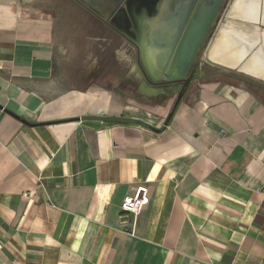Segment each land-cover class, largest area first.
I'll return each instance as SVG.
<instances>
[{"label":"crops","instance_id":"obj_1","mask_svg":"<svg viewBox=\"0 0 264 264\" xmlns=\"http://www.w3.org/2000/svg\"><path fill=\"white\" fill-rule=\"evenodd\" d=\"M115 2L0 0V264H264V93L202 70L164 125Z\"/></svg>","mask_w":264,"mask_h":264},{"label":"flooded vegetation","instance_id":"obj_2","mask_svg":"<svg viewBox=\"0 0 264 264\" xmlns=\"http://www.w3.org/2000/svg\"><path fill=\"white\" fill-rule=\"evenodd\" d=\"M202 2L203 0H124L115 10L116 19L112 23L131 47L133 60L141 67L148 81H152V78L146 71L147 59L142 56L141 49L151 51L149 62L159 65L169 63L172 52L183 46L186 36L195 29ZM216 25L218 27L212 38ZM263 31L264 0H220L186 73L179 81L169 84L171 90L168 97L173 95L172 106L180 89L184 88V80L190 77L185 94L192 81L202 75L200 52L205 46L208 49L219 33L240 47L248 45L256 48L261 44L258 36ZM160 50L168 55L158 58L156 52ZM242 50L241 52H245V47ZM159 87L164 88L163 85Z\"/></svg>","mask_w":264,"mask_h":264},{"label":"water","instance_id":"obj_3","mask_svg":"<svg viewBox=\"0 0 264 264\" xmlns=\"http://www.w3.org/2000/svg\"><path fill=\"white\" fill-rule=\"evenodd\" d=\"M121 2L122 0H116L113 8L116 6L118 7L121 4ZM219 2L220 0H203L198 10V18H197L198 22L195 26V29L192 30V32L186 36V38L184 39V45L179 47L174 52H172L173 53L172 60L169 63L167 62L166 64L159 65L155 62H151V61L149 62L148 59H150L151 51L147 50L146 48L141 49L142 56L147 59L145 66L146 71L152 78V81H149L150 84L154 86H159V85L164 86L165 91L164 93L159 95L160 97L163 98L168 97V95L170 94L169 90H171L169 84L179 81L186 73L188 65L196 53L197 47L204 35V32L209 22L211 21L219 5ZM115 19L116 18L114 15L112 17V21H114ZM156 53L158 58H163L168 55V53H166L164 50H160ZM217 66L223 69L235 70V68L223 64H217ZM236 71L244 75L250 76L251 78H254L256 80H260L264 82V79H260L253 74L240 70L239 68H236ZM189 81H190V77H187L184 80V88H181L180 91L178 92L175 102L164 120V125H167L168 121L171 119L177 104L180 102L181 98L183 97L184 91L187 88Z\"/></svg>","mask_w":264,"mask_h":264},{"label":"bare ground","instance_id":"obj_4","mask_svg":"<svg viewBox=\"0 0 264 264\" xmlns=\"http://www.w3.org/2000/svg\"><path fill=\"white\" fill-rule=\"evenodd\" d=\"M258 37L261 41L260 46L252 48L244 45L246 51L238 52L236 49L230 48L220 36H217L207 50V58L216 66L223 64L233 67L235 70L239 68L264 79V31Z\"/></svg>","mask_w":264,"mask_h":264},{"label":"rangeland","instance_id":"obj_5","mask_svg":"<svg viewBox=\"0 0 264 264\" xmlns=\"http://www.w3.org/2000/svg\"><path fill=\"white\" fill-rule=\"evenodd\" d=\"M218 23H217V25H218ZM217 25L214 27V30H213V33H212V36H211L212 38H213V34L215 33V30L219 26V25L218 26ZM206 47L207 46H205V48L200 52V55H199L200 64L199 65H200V68L202 70H205V72H206L205 75L207 77L212 75V74H219V75L227 77V78L230 77V78H233L235 80H240V81L243 80L244 82L250 83L251 85L253 84V85L259 86L261 91H262V93H264V82L263 81L251 78L250 76L244 75V74H242V73H240V72H238L236 70L219 68L218 66H216L212 61H210L207 58V55H208L207 54L208 53L207 50L209 48L207 49ZM135 76H136V74L134 73V79L136 78ZM203 78H205V77H202V79ZM197 79H199V77H196L194 80H197ZM135 85L136 84L134 83V86Z\"/></svg>","mask_w":264,"mask_h":264},{"label":"built area","instance_id":"obj_6","mask_svg":"<svg viewBox=\"0 0 264 264\" xmlns=\"http://www.w3.org/2000/svg\"><path fill=\"white\" fill-rule=\"evenodd\" d=\"M146 202L147 188L143 185H139L133 195L124 197L121 203V209L123 212L137 214Z\"/></svg>","mask_w":264,"mask_h":264}]
</instances>
